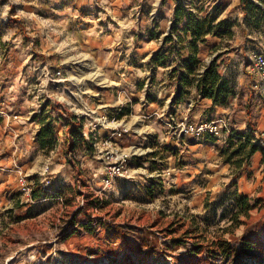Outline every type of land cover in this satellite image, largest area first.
<instances>
[{
	"label": "rangeland",
	"instance_id": "1",
	"mask_svg": "<svg viewBox=\"0 0 264 264\" xmlns=\"http://www.w3.org/2000/svg\"><path fill=\"white\" fill-rule=\"evenodd\" d=\"M245 1L0 0V119H7L0 130V262L264 264V194L252 195L257 208L241 215L240 225L232 219L236 198L258 176L248 168L255 161L249 148L256 129L246 110L252 91L257 113L264 109V4L249 0L255 5L245 13ZM180 2L205 22L204 40L192 44L186 23L176 22ZM215 59L227 86L220 111L209 118L227 125L221 137L204 138L205 152L219 166L209 170L208 211H188L187 203L168 197L153 200L150 187L144 201H123L117 190L112 200L116 179L152 172L145 166L154 150L170 161L168 146L156 136L166 132L158 115L169 114L168 127L180 124L184 117L175 106L183 97L194 105L197 78ZM191 64L195 73H187ZM183 74L194 82L183 85ZM25 110L34 129L17 131L12 118ZM75 117L87 135H98L94 155L90 142L76 149L68 142ZM111 124L127 131L107 144L116 128ZM43 125L57 129L47 146L35 136ZM176 149L179 167L187 159ZM125 152L127 170L112 177L111 162ZM261 153L257 162L264 164ZM91 159L102 168L101 187L83 169ZM22 176L31 194L22 190Z\"/></svg>",
	"mask_w": 264,
	"mask_h": 264
},
{
	"label": "crops",
	"instance_id": "2",
	"mask_svg": "<svg viewBox=\"0 0 264 264\" xmlns=\"http://www.w3.org/2000/svg\"><path fill=\"white\" fill-rule=\"evenodd\" d=\"M192 92L195 93V95L193 96L196 98L194 105L191 108H188L187 101L189 98L183 97V99L178 103V105L175 106L177 117L190 116L191 119H199L201 117H209L210 115L216 114L220 111V107L217 104H215L211 98L204 97L197 89V87L192 89ZM25 112H26L25 114L27 115L16 114L14 115L15 118H12L14 119L13 123L15 124V128L17 131H20L22 127L25 130L34 129V124H33L34 121H32L30 119L31 116H29V114L32 113L30 111L27 112V110H25ZM158 117L160 118L161 125H163V128L165 129L166 132L164 134L162 133L163 131L160 130L159 131L160 134L158 133L157 135L156 134L155 135L158 136L162 141L161 144L162 147L168 146L170 151L169 152L170 161L167 163L165 162L167 159L166 157L163 156L164 152H159L158 150H154V154H153L154 157L152 159L153 162L150 161L148 162V166H145L151 169L152 172L146 176H141V175L135 176L134 173H133L134 175L131 173L132 175L124 176L116 179L113 182L111 188H109L110 191L112 192L111 193L112 200L114 199V195H115L113 192L117 190V193L119 194L121 193V196L123 197L122 198L123 201H134V202L144 201L146 195L145 194L146 187L148 188L150 187V190H153V200L161 201L162 199H166L168 197L169 202H172V204L176 200L184 201L185 203H187L186 205L190 207L188 211L191 210L193 212L196 209V211L207 212L209 209L208 208L209 202L212 201L209 199L207 195V191L209 190V187L212 182L211 180H209V170L210 169L214 170L215 168H219L218 164H214L213 161L210 160L209 155L207 154V152H205V148H203L204 146L208 147L207 146L208 141L204 139H197L191 134L183 135L181 137L182 138L181 140L175 139V137L173 136L172 127H168L166 124V120H170L169 114L164 115L162 113L159 114ZM171 119L174 122V118L172 115H171ZM6 120L7 119L1 120L0 130L3 129L2 126H4L5 129H7ZM19 121L23 124H19ZM77 121L78 120H75L74 124L70 127L69 130H71L73 126L76 127H78V125L84 126L83 125L84 122L82 120L79 122ZM164 124L166 125L164 126ZM40 129H38L35 132L36 137ZM255 129L258 131H264L263 108L258 111ZM16 130L14 131L16 132ZM53 130H57V129L53 128ZM82 133L85 136V142H90L91 141L90 137L92 135L91 134L87 135V132L85 133L84 131V127H82ZM68 137H69L68 142L72 143L74 138L70 134L68 135ZM0 145H2V143H0ZM176 147H180L179 150H181L179 157H183V159L185 160L187 159L185 163H183V165L179 167L174 163L178 156L177 153H174L177 150ZM89 152L90 155L95 154V151L94 152L89 151ZM167 152L168 151H166L165 153ZM261 152H264V149L263 150L259 149L253 154V158L255 161L251 162L248 167L250 168V170L254 171L255 174L258 172V176L255 180L246 183V188L248 189V193L245 192V195H248L250 198L255 193L260 195L264 194V164H260L259 162H257V158H259V156L260 158H262ZM137 159H139V157H137ZM83 164H84V168H83L84 170L86 168L90 170L89 175L91 176L92 185H94V187H99L100 185H103L102 182L103 177H101L100 175L102 173V168L98 166V163L91 159L90 161H84ZM133 164L135 165L136 163L132 162L131 163L132 167ZM138 168H142V167H138ZM166 169H172L174 176L166 175L165 173ZM1 174L2 172L0 171V175ZM204 176L206 178H204ZM256 200L257 199H254L253 201L256 202ZM106 203L109 204V202L107 201ZM12 209L13 207H10L8 211L12 212Z\"/></svg>",
	"mask_w": 264,
	"mask_h": 264
},
{
	"label": "trees",
	"instance_id": "3",
	"mask_svg": "<svg viewBox=\"0 0 264 264\" xmlns=\"http://www.w3.org/2000/svg\"><path fill=\"white\" fill-rule=\"evenodd\" d=\"M264 4V0H261ZM255 4L249 0L242 2V6L245 13L250 11V7L254 6ZM175 19L176 22H185L186 27L184 28V32L187 34H191L193 38L192 44H194L197 40L202 39L204 40V36L210 31L208 30L205 22L197 17V15L188 10L182 2H180L175 10ZM232 33V32H230ZM191 60L196 62V56H191ZM192 63V64H193ZM188 66L187 73H195L193 69V65ZM181 82L183 85H190L194 81L190 79L189 74H183L181 77ZM197 89L204 97L211 98L215 104L221 103V94L226 89L227 82L222 79V76L218 69V64L216 59L213 60L205 69L200 77L197 78ZM246 110L248 114V123L251 128H256V117H257V104H256V95L255 92L252 91L248 95V100L246 102ZM125 113L122 112L121 115ZM78 117H75L77 120ZM52 127L50 125H43L38 133L39 140L42 146H47L51 142L47 139V137L51 136L52 134ZM70 135L74 138V142L72 147L76 149L79 146V143L83 141L85 142V136L82 133V125H78V127L73 126L70 130ZM91 142V141H90ZM251 142V140H250ZM254 143L250 144L249 155H253L259 149H263L258 142L253 141ZM92 145V143H90ZM93 147V145H92ZM35 197H38V194L34 193ZM236 202V211L233 214V220L236 221V225H240L241 222L239 218L241 215L249 216L250 212L255 208V204L251 202V198L247 195H240L235 200Z\"/></svg>",
	"mask_w": 264,
	"mask_h": 264
},
{
	"label": "built area",
	"instance_id": "4",
	"mask_svg": "<svg viewBox=\"0 0 264 264\" xmlns=\"http://www.w3.org/2000/svg\"><path fill=\"white\" fill-rule=\"evenodd\" d=\"M259 70L262 78L264 79V62L259 65ZM193 105V99L189 98L187 101V107L191 108ZM103 121L108 120V116L105 115L102 118ZM227 123L223 118H209V117H201L199 119H191L190 116H185L183 121L175 127H172L173 136L177 139H180L183 135L191 134L197 139H204L206 135H211L214 137H221L223 134V128L226 127ZM126 128H115L112 132V135H109L105 139V143L110 144L114 142L113 136H122L124 132H126ZM256 132V139L254 141L258 142V144L264 149V131ZM97 141H99L98 135L95 133L91 137V143L94 146L95 152H97ZM112 145V144H111ZM113 152L112 150L107 151V154L110 155ZM113 156V155H112ZM121 159H115L111 162V174L112 177H116L119 175H123V173L127 170L129 165L130 157L129 155L122 154ZM166 175H171L173 173L172 169H166ZM20 183L22 190L27 194H31V186H29L26 178L22 176L20 178ZM109 179V178H108Z\"/></svg>",
	"mask_w": 264,
	"mask_h": 264
},
{
	"label": "clouds",
	"instance_id": "5",
	"mask_svg": "<svg viewBox=\"0 0 264 264\" xmlns=\"http://www.w3.org/2000/svg\"><path fill=\"white\" fill-rule=\"evenodd\" d=\"M15 2H20V0H15ZM23 15V14H22ZM101 73H99V72H96L95 74H94V76H98V75H100ZM87 78H93V77H87ZM72 79H75V78H72ZM78 83L79 82H82V81H77ZM106 83L107 82H109V81H105ZM56 99H58V100H60V101H64V97L63 96H59V97H56ZM75 110V109H74ZM119 125H117V124H111V125H108V127H118ZM129 152L131 151V149H129L128 150ZM128 154V152H125L124 153V155H127ZM117 159H121V157H117ZM7 259H11V257H8ZM0 264H7V261L5 260V261H2V262H0Z\"/></svg>",
	"mask_w": 264,
	"mask_h": 264
},
{
	"label": "water",
	"instance_id": "6",
	"mask_svg": "<svg viewBox=\"0 0 264 264\" xmlns=\"http://www.w3.org/2000/svg\"><path fill=\"white\" fill-rule=\"evenodd\" d=\"M180 92H181V88H179L177 96L180 94Z\"/></svg>",
	"mask_w": 264,
	"mask_h": 264
}]
</instances>
